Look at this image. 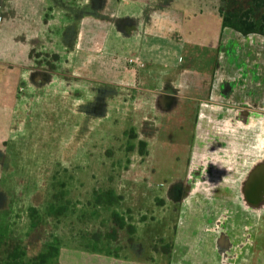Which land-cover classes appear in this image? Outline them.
<instances>
[{
	"label": "rangeland",
	"instance_id": "obj_1",
	"mask_svg": "<svg viewBox=\"0 0 264 264\" xmlns=\"http://www.w3.org/2000/svg\"><path fill=\"white\" fill-rule=\"evenodd\" d=\"M98 1L97 10L86 12L97 0H0V147L5 154L0 160V254L21 245L31 259L63 246L147 259L174 245L170 236L177 229L178 207L163 197L167 187L162 183L185 170L191 133L181 125L192 123L187 116L170 118L175 112L161 117L149 104L161 87L157 80L143 84L141 92L112 84L124 81L130 58L139 70L153 69L155 77L166 72L183 83L197 80L184 57L205 53L203 46L181 41L187 33L200 36L201 30L215 37V30L223 28L218 19L223 2ZM170 20H177L178 28L168 40ZM155 22L163 38L135 29L125 51L116 52L123 38L119 28ZM233 34L231 29L221 33L226 41ZM70 38L80 47L61 49ZM35 62L49 70L39 85L28 80L27 67ZM144 119L158 129L157 157L141 159L134 152L133 127L140 120L144 126ZM222 126L210 124L224 140ZM216 141L200 152L211 148L214 155L222 146ZM56 263L53 258L49 264Z\"/></svg>",
	"mask_w": 264,
	"mask_h": 264
},
{
	"label": "crops",
	"instance_id": "obj_2",
	"mask_svg": "<svg viewBox=\"0 0 264 264\" xmlns=\"http://www.w3.org/2000/svg\"><path fill=\"white\" fill-rule=\"evenodd\" d=\"M97 2L88 6L86 12L97 10ZM176 22L170 20L172 26L165 39H172L175 27L178 28ZM160 26L155 22L137 28L126 23L119 28L118 34L123 38H118L116 52L125 51L135 29L162 37L157 32ZM192 29L190 25L187 31ZM226 29L236 33L231 40L226 41L221 35ZM213 34L211 39L207 30H201L200 36L187 33L181 41L192 48L203 46L205 53L184 57L197 80L189 78L183 83V78L174 80L166 72L155 77L153 69L142 71L128 62L124 81L116 82L122 86L112 84L141 92L145 90L143 84L157 80L161 87L156 88L149 104L155 105L161 117L175 112L170 118L180 116L182 121L187 116L192 123L181 125L191 133L185 170L176 178L172 175L169 183H162L167 187L163 197L172 199L178 207L173 219L177 229L170 236L174 243L172 256L162 249L155 250L154 257L144 259L106 248L72 250L62 246L56 264H264V35H243L229 27L217 28ZM70 40H64L60 48L80 47L77 40ZM246 47L250 49L245 50ZM154 62L150 58L151 66ZM27 68L28 80L34 85H39L49 71L38 62ZM194 88L199 89L196 94L192 93ZM160 120L157 119L158 126ZM140 121L133 127L134 152L141 159L157 157L158 129L147 125V119L144 126ZM212 122H223L227 134L224 140L211 130ZM212 139H217V144L222 141V146L212 156L211 148L202 153L212 145ZM4 155V148L0 147V160Z\"/></svg>",
	"mask_w": 264,
	"mask_h": 264
},
{
	"label": "trees",
	"instance_id": "obj_3",
	"mask_svg": "<svg viewBox=\"0 0 264 264\" xmlns=\"http://www.w3.org/2000/svg\"><path fill=\"white\" fill-rule=\"evenodd\" d=\"M220 15L223 27H229L243 35H264V0H222ZM142 150V149H141ZM121 199V196H119ZM4 241L0 240V251ZM59 248L51 246L47 252L26 259V250L17 245L13 250L4 249L0 254V264H49L57 258Z\"/></svg>",
	"mask_w": 264,
	"mask_h": 264
},
{
	"label": "flooded vegetation",
	"instance_id": "obj_4",
	"mask_svg": "<svg viewBox=\"0 0 264 264\" xmlns=\"http://www.w3.org/2000/svg\"><path fill=\"white\" fill-rule=\"evenodd\" d=\"M163 251H165L166 254L172 256V253H173V245H170V249H167V250L164 249Z\"/></svg>",
	"mask_w": 264,
	"mask_h": 264
},
{
	"label": "built area",
	"instance_id": "obj_5",
	"mask_svg": "<svg viewBox=\"0 0 264 264\" xmlns=\"http://www.w3.org/2000/svg\"><path fill=\"white\" fill-rule=\"evenodd\" d=\"M129 62H130V63H137V60H134V59L130 58V59H129Z\"/></svg>",
	"mask_w": 264,
	"mask_h": 264
}]
</instances>
